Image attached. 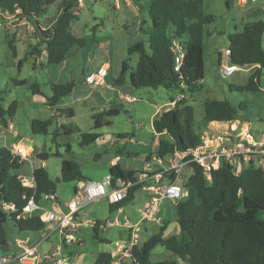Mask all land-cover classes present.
Wrapping results in <instances>:
<instances>
[{
    "label": "trees",
    "instance_id": "obj_1",
    "mask_svg": "<svg viewBox=\"0 0 264 264\" xmlns=\"http://www.w3.org/2000/svg\"><path fill=\"white\" fill-rule=\"evenodd\" d=\"M55 0H0V12L15 14L35 22L41 42L45 44L46 65L66 63V57L75 47H85V40L77 37L71 23L77 19L74 8L76 0H63L60 12L51 21L50 29L42 31L40 18L47 12L48 6ZM140 13H146L151 26L143 31L145 39L127 48V57L122 62L119 76L113 80L114 87L129 84L135 90L143 88L165 90L178 89L183 98L174 100L171 109L164 110L152 120V128L159 136L153 153L146 157V162L153 156L164 158L174 150H187L200 142L198 129L205 128L215 121L241 119L242 104L235 108L227 100H206L203 104L202 122L194 125V110L187 104L188 99L202 87L204 78V26L213 21L212 16L204 15L201 10L203 0H134ZM98 26H93V31ZM143 30V29H141ZM170 33V34H169ZM264 22H248L242 30L227 36L229 62L240 67L258 66L246 83L229 86L231 91L258 92L259 78L264 68V50L262 36ZM173 39H181L186 55L179 72L174 70V59L170 52ZM16 55L14 46L9 43ZM36 50V48H34ZM136 54L134 66L130 65V56ZM220 57L218 58V65ZM21 66V63L19 67ZM87 76V75H86ZM86 76L84 78H86ZM26 84V82L21 81ZM75 87L73 80L53 84L51 95L46 98V106L55 107L59 101L70 95ZM33 94H41L40 85H31ZM4 91L0 90V127L8 129L17 112V102L3 105ZM119 108L103 109L92 116L93 130L109 122L106 118L120 113ZM60 115L73 117L71 108L58 110ZM51 120L32 119L30 130L33 135L48 134ZM63 134L68 133L66 126H61ZM58 130V131H57ZM53 136H60L61 129ZM96 131L81 135V146H87L100 138ZM118 137L125 138L119 134ZM164 137V138H163ZM17 141V140H16ZM70 147L68 146V149ZM37 158L47 160L48 153H38ZM27 160L11 153V148L0 146V248L7 243L8 222L20 232H44L47 224L39 218V212L17 218L27 200L33 196L41 204L44 194L56 193V183H81L88 181L78 165L73 161L63 160L60 177L55 181L49 178L43 167L33 168L32 180L35 188L23 186L20 175ZM112 177L136 180L139 172L123 169L116 163L109 169ZM188 196L174 206L175 222L179 233L164 237L167 221L162 220L159 231L151 235L139 246L131 250L129 261L122 264H264V172L252 166L246 167L240 175L231 171L229 164L222 163L212 173V181L204 179L201 170L193 165L189 178L182 184ZM141 185L128 190L126 198L109 207V212L122 208L134 199L135 192ZM13 207V209L6 207ZM100 221L93 227L94 239L106 242L99 237ZM170 252L174 258L151 261V254L157 248ZM93 264H112L110 253H99Z\"/></svg>",
    "mask_w": 264,
    "mask_h": 264
},
{
    "label": "rangeland",
    "instance_id": "obj_2",
    "mask_svg": "<svg viewBox=\"0 0 264 264\" xmlns=\"http://www.w3.org/2000/svg\"><path fill=\"white\" fill-rule=\"evenodd\" d=\"M82 0L79 7L74 8L77 19L72 21V32L79 38L85 40V47H75L70 50L66 57L65 64L46 65V57L42 52L45 44L41 42L40 32L32 20L16 16L11 18L16 28L8 24L10 19H3L0 23V90L4 91L3 105L8 106L12 101L17 102V112L13 125L19 132L20 137H31L30 144L35 152L48 153L47 160L36 157L28 141H21L23 152L28 159L25 168L21 170L23 177L30 176V166L37 167L43 164L49 174V178L55 181L60 177L61 164L63 160L75 162L80 172L95 182L102 181L108 175L111 168L110 160L114 157L122 158V162L134 161L135 158H144L154 151L157 135L152 130V120L157 114L158 108L162 113L171 106H167L172 99L180 98L178 89L165 90L163 88L151 89L143 88L135 90L131 102H121L119 97L107 91L108 83L112 84L113 79L119 76L122 62L127 57V48L133 46L140 40L145 39L143 31H148L151 23L146 13H140L134 0ZM63 0H55L48 6L47 12L39 19L44 30L50 29V23L54 20L59 11V5ZM81 6V7H80ZM115 6H121L115 9ZM256 12L249 16L245 7L239 4L238 0H203L201 10L204 15L212 16L213 21L204 26L203 48H204V78L203 85L196 91L187 104L194 110V125L197 127L203 119L206 100H227L232 106L238 108L242 104L240 118L250 124L252 132L258 135L264 130V68L259 78L261 90L258 92H238L231 91L229 86L242 85L253 70L240 69L231 76L221 77L217 65V55L221 50L228 47L227 35L242 30L244 24L261 20L264 22L263 0H257L252 5ZM135 10V11H134ZM27 21V23H23ZM102 24H101V23ZM98 26L93 31V26ZM143 29V30H141ZM170 34V33H169ZM9 43H12L16 55ZM262 49L264 50V33L262 36ZM36 48V50L34 49ZM35 55V56H34ZM42 63L45 65L39 67ZM137 55L130 56V65L134 66ZM107 61L110 66L108 77L101 86L85 88V73L96 67V65ZM21 63V66L19 67ZM113 77V78H112ZM73 80L75 87L73 94L63 97L59 103L50 108L45 105V96L50 95V85L55 83H65ZM26 82V84L21 83ZM40 85L41 94H33L31 85ZM132 97V96H130ZM121 109L116 116L106 118L109 122L101 128L93 130L92 116L103 109L111 107ZM71 108L74 117L60 115L58 110ZM128 113H124V111ZM155 113V114H154ZM154 114V115H153ZM261 119V121L259 120ZM32 119L43 121L51 120L48 134L33 135L30 130ZM61 126H66L68 133L63 134ZM61 129L60 136L54 137V131ZM0 127V146L19 148L17 138L10 130H2ZM58 131V130H57ZM96 131L100 138L87 146H81L80 139L83 133ZM207 131L215 133L225 131V125H213L205 128L199 127L198 134ZM119 134L125 138L118 137ZM164 138V137H163ZM6 143H5V141ZM114 140V142H112ZM133 140V142H129ZM119 142H122L121 144ZM68 146L70 147L68 149ZM119 149V151H117ZM20 150V149H19ZM137 153L136 155H133ZM131 159V160H130ZM130 161V162H129ZM131 167V164H130ZM136 172H141L137 171ZM191 167L185 166L177 180L182 185L190 176ZM74 183H56V194L60 197L69 191V197H63V203L70 201ZM148 193L144 189L135 192L134 199L123 206V212L118 216L122 223L124 218H128L131 223L140 222V212L147 201ZM50 202L42 201L41 206L48 209ZM110 202L102 199L99 202L88 204L81 212L88 215L89 219L112 218L113 212H109ZM167 206V208H164ZM172 202L168 199L162 205L161 215L174 224L175 213ZM159 224L144 222L139 227L140 240L147 239L150 233L158 231ZM13 226L7 223V241L12 245V239L16 236ZM148 229V233L144 232ZM85 240L83 245L75 243L69 245L68 252L63 251L64 256H68L69 263L81 264V258L92 257L93 253L102 251L111 252L115 249V243L127 237L129 229L119 225L99 231V237L106 238L107 241L95 240L92 228L83 229ZM28 234H40L41 232H30ZM74 235L77 237V233ZM45 244L44 248L37 252L41 257L49 248ZM2 250V249H0ZM157 250V251H155ZM151 254V261L169 260L173 255L157 247ZM2 252V251H1ZM6 264H19L17 261Z\"/></svg>",
    "mask_w": 264,
    "mask_h": 264
},
{
    "label": "built area",
    "instance_id": "obj_3",
    "mask_svg": "<svg viewBox=\"0 0 264 264\" xmlns=\"http://www.w3.org/2000/svg\"><path fill=\"white\" fill-rule=\"evenodd\" d=\"M72 1V0H69ZM81 3L82 0H76ZM248 0H238L239 4L245 5ZM255 2L256 0H251ZM129 3V0L127 1ZM79 7V6H78ZM81 7V6H80ZM19 10L15 14L0 12L1 20L7 18L13 28H16L11 18L19 16ZM26 20L25 17H21ZM27 23V21H23ZM42 31H45L41 28ZM170 52L174 59V70L179 72L183 65L186 55L185 45L181 39H173L170 45ZM45 53V51H44ZM46 56V55H45ZM65 64V63H63ZM221 77L231 76L240 69H248L250 66L240 67L229 62V50L223 52V59L218 65ZM109 64L102 63L96 71L88 74L85 78L86 84L101 85L109 71ZM180 98L184 95L180 93ZM134 100V98H133ZM132 100V101H133ZM225 125V131L209 133L204 131L199 136V144L187 150H174V152L164 158L153 156L150 161L146 162L145 167L137 175L136 180H127L121 177H112L109 174L100 182H81L78 183L74 192V199L65 204L66 211L60 210V203L54 194H44L42 201L50 202L51 208H44L36 203L31 196L23 208V212L17 217L24 218L34 212H39V218L47 224L46 230L49 234L60 230L62 245L67 246L73 243H79L74 235L75 232L84 224L95 227V221L86 222L85 219L78 217V213L90 203L99 202L107 199L110 204L122 202L128 193V190L137 185H141L149 196L147 206L140 212L142 222H153L162 224L161 207L163 202L168 199L173 205L188 196V191L177 180L185 166H197L207 182L212 181V173L216 171L222 163L229 164L231 171L235 175H240L243 170L252 166L264 172V130L258 135L252 132L249 123L242 119L230 121H215L208 126ZM4 146H6L4 144ZM11 153L19 155L21 160L24 158L19 148L13 146ZM32 172L29 177L20 175L23 186L35 188L32 180ZM13 209V207H6ZM122 209L114 211L113 217L100 223L99 228L104 230L114 226L122 225L129 229L127 237L115 243V249L110 252L112 264H122L129 261L131 250L141 244L138 233L140 222L131 223L128 218H124L121 223L118 216ZM47 237V236H46ZM59 244L53 251L45 253L39 257L36 253L37 246L27 248L23 241L17 240L16 247L22 250L18 256H3L0 258V264L17 261L21 264H72L69 263L68 256H64L62 245Z\"/></svg>",
    "mask_w": 264,
    "mask_h": 264
},
{
    "label": "crops",
    "instance_id": "obj_4",
    "mask_svg": "<svg viewBox=\"0 0 264 264\" xmlns=\"http://www.w3.org/2000/svg\"><path fill=\"white\" fill-rule=\"evenodd\" d=\"M257 1V0H256ZM256 1L255 2H252L251 0H248L247 1V3L245 4V5H243L246 9H245V11H246V13L249 15V16H251L252 15V13H254V12H256L257 10H256V8L255 7H253L252 5L254 4V3H256ZM263 4H264V0H263ZM242 5V4H241ZM121 6H115V9H119ZM264 7V6H263ZM135 11V10H134ZM60 12V11H59ZM262 12H264V9L262 10ZM101 23V22H100ZM102 24V23H101ZM229 35V34H228ZM227 35V36H228ZM227 49V48H226ZM225 49V50H226ZM225 50H221L219 53H218V55H217V65H218V58L220 57V62L222 61V59H223V52L225 51ZM44 53V51L42 52V54ZM44 55H45V53H44ZM35 56V55H34ZM42 57H44V56H41L40 58H41V62H40V65H39V67H43L45 64L44 63H42ZM46 57V56H45ZM102 63H108L107 61H103ZM102 63H100V64H98V65H96V67H94L93 69H91V70H89L87 73H85V76L86 75H88V74H90V73H92V72H94V71H96L97 70V68H99V66L102 64ZM109 64V63H108ZM256 68H258V66H250L249 68H248V70H253V69H256ZM109 71H110V68H109ZM109 71H108V73H109ZM108 73H107V75H106V77H105V79L108 77ZM113 78V77H112ZM104 79V82L101 84V85H103L104 83H105V80ZM114 80V79H113ZM84 83H85V88L86 87H88V88H92L93 86H95V85H89V84H86V82L84 81ZM53 84H55V83H53ZM53 84H51V85H53ZM51 85H50V87H51ZM101 85H97V86H101ZM202 85H203V80H202ZM259 89L261 90V88H260V86H259ZM107 91H110L111 92V94L112 95H116L117 94V96L119 97V100H121V102H131L132 100H133V98H134V100H135V97H133V93H134V91H135V89L133 88V87H131L129 84H124L123 86H121V87H119V88H117V87H114L112 84H110V83H108V85H107ZM72 94H73V92H72ZM50 95H51V90H50ZM50 95H48V96H45V105H46V98L47 97H49ZM130 96H132V97H130ZM175 100V99H174ZM165 104H169V105H167V106H171L170 108H168V109H171L172 107H173V105H174V102H169V103H165ZM111 108H117L116 106L115 107H111ZM160 110V108H158V112H157V114L153 117V119L155 118V117H157V116H159L160 114H161V112L159 111ZM74 113V112H73ZM155 114V113H154ZM153 114V115H154ZM240 114V116H242V114L241 113H239ZM74 117V116H73ZM72 117V118H73ZM259 120L261 121V119L259 118ZM3 131L4 130H10V131H12L13 133H14V136L17 138V141H15V142H18L19 144H21L20 142L21 141H28V146L30 147V149H31V151L35 154H38L39 152H35V150L31 147V143L33 142V139L31 138V137H20V135H19V132L17 131V129H15V127H14V125H13V123L9 126V128L8 129H2ZM152 130H153V128H152ZM153 132H154V130H153ZM154 134L155 135H157L155 132H154ZM157 137H158V139H159V136L157 135ZM5 141V140H4ZM112 142H114V140L112 141ZM129 142H133V140H130ZM5 143H6V141H5ZM115 143V142H114ZM120 144L122 143V142H119ZM13 146H15V143H11ZM155 144V147H156V145H157V142L156 143H154ZM22 145V144H21ZM155 147H154V150H155ZM10 148H12V146L10 147ZM117 151H119V149H117ZM154 152V151H153ZM153 152H150V153H153ZM149 153V154H150ZM137 153H134L133 155H136ZM148 154V155H149ZM147 157V156H146ZM146 157L144 158V160H139L138 158H135L134 159V161H132V162H130L129 164L127 163L128 161H125V162H122V158H119V157H114V158H112L111 160H110V163H111V165H115L116 163H118L120 166H121V168H123V169H131V170H134V171H142L143 170V168L145 167V164H146ZM131 160V159H130ZM130 164H131V167H130ZM37 167H43V164H41V165H39V166H37ZM23 168H25V164H24V166H23ZM22 168V169H23ZM33 168H36V167H33L32 165L30 166V175H31V171L33 170ZM44 168V167H43ZM45 169H46V167H45ZM25 170L27 171L28 169H26L25 168ZM85 176V175H84ZM86 177V176H85ZM86 178H88V177H86ZM85 182H95V181H93V180H91V179H88V181H85ZM97 182H99V181H97ZM77 187H78V183H75L74 184V186H73V190H72V193H71V197H73V198H71L70 199V201H72L73 199H74V192H75V189H77ZM55 195H56V197H57V200H58V202L60 203V210H63V211H66V208H65V204L66 203H68V202H70V201H67L66 203H63V200H65V199H62L63 197H69L70 196V194H69V191H66V193L63 195V197L60 199V197L55 193ZM148 201H149V196L147 197V201L145 202V204H144V206H143V209L147 206V204H148ZM165 202V201H164ZM163 202V203H164ZM110 205H112V204H109V207H110ZM163 205V204H162ZM43 207V206H42ZM52 207V205L50 204V208ZM164 208H167V206H165ZM122 209V212H123V207L121 208ZM142 209V210H143ZM141 210V211H142ZM161 212H162V207H161ZM113 213H114V211H113ZM110 214H111V212H110ZM78 217L79 218H81V219H85V221L86 222H88V221H95V222H97V221H100V222H103L104 220H107V219H109V217H107V218H105V219H99V218H93V219H89V217H88V215L86 214V213H84V212H79L78 214ZM140 215V214H139ZM161 217H162V220H164V221H167L168 223H167V225H166V228H165V230H164V237H169V236H172V235H176V234H178L179 233V227H178V225H177V223L176 222H174V224L173 223H171L168 219H167V217H163L162 215H161ZM140 219V218H139ZM141 220V219H140ZM175 220V219H174ZM143 223L144 222H142V221H140V226H142L143 225ZM86 228H92L93 229V227L91 226V225H89V224H84V225H82L80 228H79V230L76 232L77 233V239L79 240V243H75V244H77V245H79V246H81V245H83V243L85 242V240H84V238L82 237L83 235H84V233H83V229H86ZM160 228V225H159V227H158V229ZM14 231H15V233H16V236L12 239V245L11 244H9L8 243V241H7V243H6V246L4 247V248H0V249H2V250H0V258L1 257H3V256H18V255H20L21 253H22V250L20 249V248H18V247H16V245H15V242L17 241V240H20V241H23L24 243H25V246L27 247V248H34V247H36L37 246V249H36V253L39 251V250H41V249H43L44 248V246H45V244H49L50 246H49V248L43 253V254H45V253H48V252H51V251H53L54 250V248L56 247V246H58L59 244H61L62 243V239H61V236H60V230H57L56 232H54V233H52V234H49V231H44V232H41V235L40 234H28V233H30V232H20V231H18L15 227H13L12 228ZM102 230V229H101ZM105 230V229H104ZM159 231V230H158ZM158 231H156L155 233H157ZM144 232L145 233H148V229L147 228H144ZM155 233H150V235H149V237L151 236V235H153V234H155ZM47 236V237H46ZM49 237H51L50 239H48ZM148 237V238H149ZM147 238V239H148ZM103 240H107L106 238L104 239V238H102ZM146 239H142L141 240V243L142 242H144ZM62 245V244H61ZM68 247H69V245H67V246H64V245H62V252L64 251V252H68ZM41 248V249H40ZM2 251V252H1ZM155 251H157V250H155ZM102 252H105V251H102ZM102 252H100V253H102ZM107 253H110V252H108V251H106ZM99 253H93L92 254V257L90 256V258H86V256L84 255L82 258H81V264H93L94 263V261H95V259H96V257H97V255H98ZM169 259H170V257H169ZM19 263V262H18ZM19 264H21V263H19ZM48 264H53V263H48Z\"/></svg>",
    "mask_w": 264,
    "mask_h": 264
},
{
    "label": "bare ground",
    "instance_id": "obj_5",
    "mask_svg": "<svg viewBox=\"0 0 264 264\" xmlns=\"http://www.w3.org/2000/svg\"><path fill=\"white\" fill-rule=\"evenodd\" d=\"M19 149H20V151H21L23 157L26 158V156H25V154H24V152H23V147H22L21 144H19ZM50 238H51V237H49L48 239H50Z\"/></svg>",
    "mask_w": 264,
    "mask_h": 264
},
{
    "label": "water",
    "instance_id": "obj_6",
    "mask_svg": "<svg viewBox=\"0 0 264 264\" xmlns=\"http://www.w3.org/2000/svg\"><path fill=\"white\" fill-rule=\"evenodd\" d=\"M124 113H126V114H127V113H128V111H126V110H125V111H124Z\"/></svg>",
    "mask_w": 264,
    "mask_h": 264
}]
</instances>
